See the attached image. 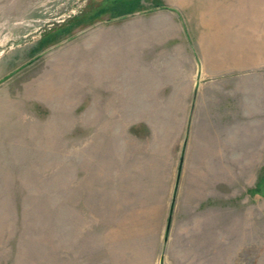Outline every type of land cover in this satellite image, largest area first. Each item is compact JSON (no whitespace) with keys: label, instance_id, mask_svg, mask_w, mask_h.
Segmentation results:
<instances>
[{"label":"rangeland","instance_id":"rangeland-1","mask_svg":"<svg viewBox=\"0 0 264 264\" xmlns=\"http://www.w3.org/2000/svg\"><path fill=\"white\" fill-rule=\"evenodd\" d=\"M0 264H264V0H0Z\"/></svg>","mask_w":264,"mask_h":264},{"label":"crops","instance_id":"crops-1","mask_svg":"<svg viewBox=\"0 0 264 264\" xmlns=\"http://www.w3.org/2000/svg\"><path fill=\"white\" fill-rule=\"evenodd\" d=\"M173 19H171V24L175 25L176 29L181 33L182 31L186 30L187 31V28L185 27V23L183 22V20L180 18V19H176L175 17L172 16ZM179 20V21H178ZM112 22V21H110ZM103 23H107V22H103ZM100 24H97L96 26H98ZM95 27V26H94ZM185 32V31H184ZM79 36V35H77ZM201 72H202V66L199 64L198 66V73H197V81H196V84H195V91H194V95L191 99V96H190V99L187 101V103H191V104H196L197 103V98H198V91H199V87H200V78H201ZM114 91L115 92V95H119L121 97H124V95L126 94V92H124V86H116L114 87ZM139 91V90H137ZM111 99V98H110ZM110 102H113V103H119V104H122V101H111ZM136 104H139L140 101H137L135 102ZM187 143H185L186 147L188 146V142H189V139L188 141L186 140ZM186 151V150H185ZM238 153V151L236 152ZM239 156H237V160L235 162H239ZM237 167H240L239 164L236 165ZM181 176V175H180ZM180 176H178V182L180 184V181H179V178ZM178 182H177V185H178ZM178 188H179V185H178ZM169 218L171 220V217H172V213L171 215L169 214ZM170 230V229H169Z\"/></svg>","mask_w":264,"mask_h":264},{"label":"water","instance_id":"water-1","mask_svg":"<svg viewBox=\"0 0 264 264\" xmlns=\"http://www.w3.org/2000/svg\"><path fill=\"white\" fill-rule=\"evenodd\" d=\"M179 176H180V173H179ZM172 209H173V204H172V207H171V211H172ZM172 213V212H171ZM171 213H170V215H171ZM170 224H171V220H170V218H169V221H168V227H167V229L169 230V228H170ZM167 230V231H168Z\"/></svg>","mask_w":264,"mask_h":264},{"label":"trees","instance_id":"trees-1","mask_svg":"<svg viewBox=\"0 0 264 264\" xmlns=\"http://www.w3.org/2000/svg\"><path fill=\"white\" fill-rule=\"evenodd\" d=\"M120 5H121V4H120ZM117 7H120V6L118 5ZM130 13H131V12H129V13H126V14H122V15H123V16H124V15H126V16H127V15H129ZM123 16H122V17H123Z\"/></svg>","mask_w":264,"mask_h":264}]
</instances>
